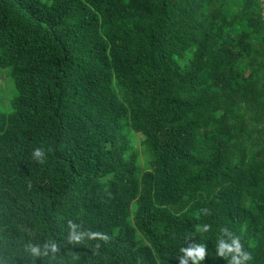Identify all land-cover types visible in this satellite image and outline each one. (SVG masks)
Listing matches in <instances>:
<instances>
[{
	"label": "trees",
	"instance_id": "16d2710c",
	"mask_svg": "<svg viewBox=\"0 0 264 264\" xmlns=\"http://www.w3.org/2000/svg\"><path fill=\"white\" fill-rule=\"evenodd\" d=\"M0 69V264H264V0H0Z\"/></svg>",
	"mask_w": 264,
	"mask_h": 264
},
{
	"label": "clouds",
	"instance_id": "9594fccd",
	"mask_svg": "<svg viewBox=\"0 0 264 264\" xmlns=\"http://www.w3.org/2000/svg\"><path fill=\"white\" fill-rule=\"evenodd\" d=\"M44 155V151L40 148L33 150V157L38 162ZM201 212L204 213L206 210L202 209ZM196 230L200 233H206L209 230V225L206 223L197 225ZM215 250L217 256L227 258L228 264H247L251 260L250 254L242 250L240 236L225 227H220L218 230ZM206 252L205 243H196L193 241L188 246L178 249L179 255H177L176 259L178 264H189V262L190 264H201L206 256Z\"/></svg>",
	"mask_w": 264,
	"mask_h": 264
},
{
	"label": "rangeland",
	"instance_id": "374dc122",
	"mask_svg": "<svg viewBox=\"0 0 264 264\" xmlns=\"http://www.w3.org/2000/svg\"><path fill=\"white\" fill-rule=\"evenodd\" d=\"M0 71L6 72V70L0 69ZM10 83V82H8ZM10 88L4 92L0 91V111L8 112L10 109V103L13 100L14 96L12 94V84L10 83Z\"/></svg>",
	"mask_w": 264,
	"mask_h": 264
}]
</instances>
